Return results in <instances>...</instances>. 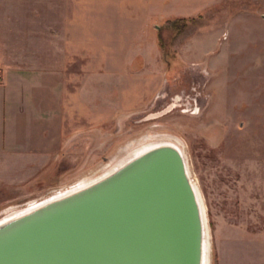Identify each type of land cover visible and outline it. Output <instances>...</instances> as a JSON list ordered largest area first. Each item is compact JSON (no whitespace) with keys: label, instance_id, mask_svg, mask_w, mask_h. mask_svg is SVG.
<instances>
[{"label":"rangeland","instance_id":"374dc122","mask_svg":"<svg viewBox=\"0 0 264 264\" xmlns=\"http://www.w3.org/2000/svg\"><path fill=\"white\" fill-rule=\"evenodd\" d=\"M82 1L75 0L74 80L57 86L51 107L35 116L43 146L12 148L0 160V219L9 207L102 174L131 141L171 136L184 147L216 264L218 230H251L264 210V84L217 86L210 67L212 19L222 32L239 1ZM178 18L184 27H166Z\"/></svg>","mask_w":264,"mask_h":264},{"label":"water","instance_id":"95a60500","mask_svg":"<svg viewBox=\"0 0 264 264\" xmlns=\"http://www.w3.org/2000/svg\"><path fill=\"white\" fill-rule=\"evenodd\" d=\"M170 141L79 189L0 219V264H204V219Z\"/></svg>","mask_w":264,"mask_h":264},{"label":"crops","instance_id":"0c3cea01","mask_svg":"<svg viewBox=\"0 0 264 264\" xmlns=\"http://www.w3.org/2000/svg\"><path fill=\"white\" fill-rule=\"evenodd\" d=\"M199 1H209L211 6L239 1L241 6L227 10L221 25L225 41L219 43L223 33L214 30L215 18L212 19L215 39L210 67L216 85L264 84V0L185 2ZM75 4V0H0L2 161L11 156L12 148L43 146L42 122L37 128L35 116L42 115L44 106L51 107L50 94L57 86L74 80ZM260 195L264 204V192ZM260 213V221L258 216L257 226L251 230L235 223L227 224L225 231L218 230L214 243L216 264H264V210L260 209Z\"/></svg>","mask_w":264,"mask_h":264},{"label":"bare ground","instance_id":"6f19581e","mask_svg":"<svg viewBox=\"0 0 264 264\" xmlns=\"http://www.w3.org/2000/svg\"><path fill=\"white\" fill-rule=\"evenodd\" d=\"M158 139H162L163 141H170L174 144H176L177 146H179L180 148L184 149L183 145L181 144V142L175 138V137H171V136H162V138H157L155 136H150V135H146L141 137L139 140L136 141H131L129 143H127L123 148H121L120 151L124 152V154H126V157H124L123 159H112L110 160L104 167L103 170L104 172L96 177H84L83 179L79 180L77 183H75L74 185H72L69 188H66L63 191H56L53 194L41 199V200H36V201H32V202H28L27 204H25L24 206H22L20 209L17 207H9L5 210H3V214L5 215L2 220H6L9 219L13 216L18 215L19 213L23 212L24 210H28L31 208L36 207L37 205H40L43 202H46L48 200L60 197L68 192H71L73 190L79 189L81 187H84L85 185L89 184L90 182L102 177L103 175L109 173L110 171H112L114 168H116L117 166H119L121 163H123L125 160H127L130 157H133L139 153H141L144 150H147L153 146H155L158 143ZM76 155V154H75ZM95 172V171H94ZM196 193H197V197H198V202L203 214V219H204V239H203V243H204V264H209V250H210V241H209V237L206 231V220H205V212H204V207L202 204V200L200 197V194L196 188ZM40 203V204H39ZM1 221V220H0Z\"/></svg>","mask_w":264,"mask_h":264},{"label":"trees","instance_id":"16d2710c","mask_svg":"<svg viewBox=\"0 0 264 264\" xmlns=\"http://www.w3.org/2000/svg\"><path fill=\"white\" fill-rule=\"evenodd\" d=\"M185 20L186 19H184V18H178L177 20H174V21H167L165 25H166V27H169V28H179V27H182L184 25ZM189 20H191V19H189Z\"/></svg>","mask_w":264,"mask_h":264}]
</instances>
